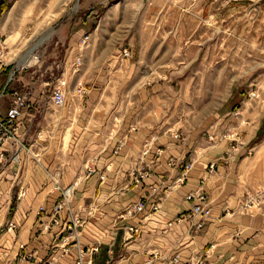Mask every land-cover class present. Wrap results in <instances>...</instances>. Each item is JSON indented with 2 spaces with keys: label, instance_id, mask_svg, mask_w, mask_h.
Segmentation results:
<instances>
[{
  "label": "crops",
  "instance_id": "obj_1",
  "mask_svg": "<svg viewBox=\"0 0 264 264\" xmlns=\"http://www.w3.org/2000/svg\"><path fill=\"white\" fill-rule=\"evenodd\" d=\"M7 6L0 0V38ZM111 56L96 74L81 75L87 93L77 109L70 101L54 105L41 82L18 126L24 147L0 145V264H264V200L243 201L264 187L254 185L247 146L229 151L244 133V143L261 155L264 106L247 104L233 116L236 87L229 105L227 96L219 107H206L204 113L214 109L181 136L169 132V105L156 103L168 94H154L157 87L142 81L134 60ZM8 72L4 62L0 117L9 107L10 97L1 95ZM12 81L27 88L24 73ZM198 187L210 207L204 218L189 216L186 195ZM74 218L78 232L64 239Z\"/></svg>",
  "mask_w": 264,
  "mask_h": 264
},
{
  "label": "rangeland",
  "instance_id": "obj_2",
  "mask_svg": "<svg viewBox=\"0 0 264 264\" xmlns=\"http://www.w3.org/2000/svg\"><path fill=\"white\" fill-rule=\"evenodd\" d=\"M3 21L0 50L7 76L14 72L1 94L10 97L9 105L11 91L28 90L29 103L41 82L50 91L68 71L66 103L77 109L86 96L77 95L86 91L81 75L96 74L113 55L119 62L134 60L142 81L157 87L154 94H168L156 103L169 105V132L187 134L214 109L204 113L206 107H219L227 96L229 105L236 87L233 116L247 104L264 106V0H8ZM69 41L75 46L70 51L76 50L72 61L65 55ZM25 57L32 63L23 64ZM18 73L25 74L27 88L13 85ZM244 135L232 139L229 151L247 146L254 185L264 187V150L258 157L257 146L244 143ZM255 191L243 194V201L264 200V190Z\"/></svg>",
  "mask_w": 264,
  "mask_h": 264
},
{
  "label": "built area",
  "instance_id": "obj_3",
  "mask_svg": "<svg viewBox=\"0 0 264 264\" xmlns=\"http://www.w3.org/2000/svg\"><path fill=\"white\" fill-rule=\"evenodd\" d=\"M84 39H85V35H84ZM2 56L3 54L0 50V70L4 66V61L2 59ZM80 61H81V54H78L76 56V62L79 63ZM78 93L79 95L83 96L86 93V91L81 89L78 91ZM10 94H11V103L6 110V115L4 117H0V145L12 143L21 148L24 147V144L20 139V137L18 136L17 130L20 121L25 114V108L27 106L30 97L29 96L30 92L28 90H22V91L13 90L11 91ZM66 94H67V78L60 77L56 80L55 84L52 86L50 90V94H49L50 100L54 105L58 107L63 106L66 103ZM13 158H17V154H14ZM191 167H192V161L186 162L183 166V174L187 172ZM58 174L59 172H54V174L51 176L50 173L51 180L55 182L56 186H57V181L55 177H57ZM67 193H68V189L63 190V200L66 199ZM186 199L192 201V207L189 212V216L192 217L200 216L204 218L210 214L208 198L202 187H198L195 191L189 192L186 195ZM143 207H144L143 203L139 202L138 204H136L135 209L138 211L143 209ZM153 208L157 209L158 203H155L153 205ZM60 209H61L60 203L54 206V210L56 212H58V210ZM55 223L57 222L55 221ZM78 224H80L79 219L74 218L72 220L71 225L66 226V230H68V235L64 239H67L70 236H74L75 234H77ZM9 226H14V223L10 222ZM196 226L201 227L202 222H198ZM64 250H67V248H65ZM76 264H81V262L78 260ZM186 264H191V262H188Z\"/></svg>",
  "mask_w": 264,
  "mask_h": 264
},
{
  "label": "bare ground",
  "instance_id": "obj_4",
  "mask_svg": "<svg viewBox=\"0 0 264 264\" xmlns=\"http://www.w3.org/2000/svg\"><path fill=\"white\" fill-rule=\"evenodd\" d=\"M37 57H38V56H37ZM35 58H36V57H35ZM28 59H29V57H25V58L23 59L22 62H24V61L26 62ZM36 59H37V58H36ZM32 61H33V59H32L31 61L28 60L27 62H29V64H30V63H32ZM34 61H35V60H34Z\"/></svg>",
  "mask_w": 264,
  "mask_h": 264
},
{
  "label": "water",
  "instance_id": "obj_5",
  "mask_svg": "<svg viewBox=\"0 0 264 264\" xmlns=\"http://www.w3.org/2000/svg\"><path fill=\"white\" fill-rule=\"evenodd\" d=\"M13 73H14V72H13ZM13 73L11 74V77H9L8 81L12 78Z\"/></svg>",
  "mask_w": 264,
  "mask_h": 264
},
{
  "label": "trees",
  "instance_id": "obj_6",
  "mask_svg": "<svg viewBox=\"0 0 264 264\" xmlns=\"http://www.w3.org/2000/svg\"><path fill=\"white\" fill-rule=\"evenodd\" d=\"M255 142V141H254Z\"/></svg>",
  "mask_w": 264,
  "mask_h": 264
}]
</instances>
